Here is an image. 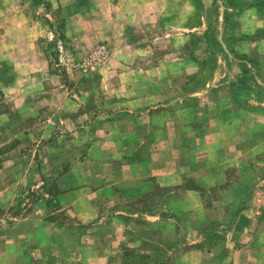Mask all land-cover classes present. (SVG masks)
<instances>
[{
  "label": "crops",
  "instance_id": "1",
  "mask_svg": "<svg viewBox=\"0 0 264 264\" xmlns=\"http://www.w3.org/2000/svg\"><path fill=\"white\" fill-rule=\"evenodd\" d=\"M211 1L213 4L209 0H0L4 14L2 27L16 25L24 31V35L12 40L24 45L21 51L24 54L28 52L25 45L38 48L41 37L45 36L42 16L53 20L57 12H70L68 18L64 15L61 21L68 37L74 35L75 39L82 37L86 41L97 39L110 48V65L115 67L112 73L116 82L106 84L108 90L104 92H115L116 95L111 101L102 100L103 103L90 100L92 108L88 118L70 116L67 119L74 124L81 120L93 125L95 137L82 159H94L98 164L97 167H81L78 174L82 176L81 186L72 184L65 187L64 194L55 199L58 204L68 205L59 209L65 211L61 221L70 215H77L80 219L75 221L81 228V251L84 253L80 263L73 264H85L83 257L88 264L94 260L97 264H249L255 257L258 264H264V254L254 251L257 246L264 252V239L257 243L254 237L261 230L260 223L258 228H254L249 219L247 228L240 231L235 222V226L219 228L217 211L212 205L216 201L203 195V189L214 183L203 179H216L215 172L221 168L217 164L206 166L198 163L204 156L224 159L225 156L241 155L250 158L258 149H221L214 141L211 142L214 147H193V153L191 147L183 150L182 141L186 138L203 145L197 131L203 123L207 127L208 124H224L225 121L217 116L202 119L201 112L187 103L189 96L220 91L219 84L214 81L221 74L216 72L209 78V81L213 80L210 88L203 86L189 90L187 78L184 85H178L177 91L175 87L167 91L168 86L158 82L163 73L159 72L162 77L154 82L153 78L148 82L139 81L141 76L146 79L150 75L155 68L153 65L145 69L134 67L139 62L145 64V61L166 59L171 52L161 51L162 43L172 45L181 60L196 52L195 46L204 48V51L208 49L211 61L223 58L225 66L229 61L227 58L232 61L235 75L233 91L237 101L243 107H264V38L261 34L264 23L258 22L264 21V0ZM220 1L224 5L223 11L233 14L225 16L226 29L234 18L236 20L244 13L242 24L257 30L252 35H241L243 51L236 53L241 57L234 60V49L228 43L236 39L230 40V35L222 41L226 46L224 56L218 52V21L212 16L216 3ZM10 10L17 11L12 16L17 15L19 21L7 17ZM30 12L38 13L37 19L27 18ZM152 29H161V35L160 32L149 35ZM174 29H177V35H171ZM186 29L205 34L199 37L185 35ZM182 36L191 39L186 44L188 47L184 45ZM21 57L26 59L25 55ZM126 62L131 66H126ZM182 64L184 68L189 66ZM210 66L211 69L215 65ZM123 68H131V71H123ZM144 71H148V75L141 73ZM172 92L177 94L172 97ZM105 107L109 109L105 110ZM187 110L193 115L186 114ZM252 123L264 124V116L254 115ZM189 129L192 135H189ZM154 141L159 142L154 144ZM153 145H158V149H152ZM175 147H178V157ZM95 148L99 150L95 151ZM155 150L161 157L155 156ZM182 150L183 156L186 154L192 158L191 166L182 161ZM87 172L90 177L86 178ZM259 202L261 208L257 207ZM246 204L248 206L240 210L239 219L245 221L256 210L259 219L262 218L264 195H258ZM65 225L68 227L67 223ZM244 235L247 236L245 241L240 238ZM65 237L67 243L74 242L72 234L67 233ZM206 239L210 240L208 248H205ZM218 239L223 241L219 249L214 245ZM237 240L244 243L236 244Z\"/></svg>",
  "mask_w": 264,
  "mask_h": 264
},
{
  "label": "rangeland",
  "instance_id": "2",
  "mask_svg": "<svg viewBox=\"0 0 264 264\" xmlns=\"http://www.w3.org/2000/svg\"><path fill=\"white\" fill-rule=\"evenodd\" d=\"M209 2L213 4L211 0ZM216 6L212 17L218 21L220 41L218 52H222L221 55L224 56L226 46L222 41L230 35V40L236 39L235 42L228 43L229 47L234 49L235 56L232 59H237L241 54L236 53L243 51L241 35H252L256 29L242 24L244 13L236 17V20L234 18L226 29L225 16L233 14L230 11L227 13L223 11L224 5L221 1L216 3ZM10 11L11 15L7 12V17L19 21L17 15L12 16L17 14V11ZM69 14L70 12H57L56 19L53 20L42 16L46 29L45 36L41 37L38 48L25 45L28 52L24 54L21 52L24 45L12 42L14 39L17 40L18 36L24 35L23 29L16 25L10 28L2 27L1 19L4 18V14L0 6V264H73L80 263L84 253L81 251L83 249L81 228L75 221L80 219L77 215H70L61 221L63 220L61 218L65 217L63 216L65 211L59 209L68 205L58 204L55 199L64 194L65 187L72 184L81 186L82 176H78L81 167L84 165L97 167L96 160L82 159L85 152H88L87 146L95 137V129L93 125L81 120L74 124L71 120L67 122V119L70 116L90 117L89 110L92 108L90 100L100 103H103L102 100L111 101L116 95L115 92L104 91L108 90L106 84L116 81L112 73L115 67L110 65V57L103 65L95 68L86 69L82 66L83 57L100 42L97 39L86 41L82 37L75 39L71 34L69 36L72 37H68L67 30L61 26V21L64 15L68 18ZM37 16L39 14L36 12L27 13V18L32 20L37 19ZM175 30L177 29H174L171 35H177ZM262 30L264 38V29ZM161 31L152 29L149 35L159 32L161 35ZM188 34L199 37L205 32H189L186 29L185 35ZM182 37L185 39L184 45L191 42L189 37ZM171 46L166 43L160 45L161 51L171 52L166 59L145 61V64L139 62L134 66L137 69H145L151 65L155 67L150 75L148 71L141 72L148 76L146 79L141 76L139 81L148 82L149 78H153L154 82L163 76L158 82L167 85V91L170 87H175L177 91L178 85H184L185 80L189 78L191 90L203 86L212 87L213 80L209 81V78L216 72L221 74L217 76V81H214L219 84L220 91L189 96L187 103L193 105L195 111L201 112L199 115L202 119L217 116L225 122L212 126L208 124V127L203 123L197 130L201 134L200 142L203 145L186 138L182 141L183 150L191 147L193 153V147L202 149L214 147L215 145L211 143L214 141L216 147L221 149H258L250 158L249 156L243 158L241 155L233 156L234 158L225 156L224 159L204 156L198 163L206 166L217 164L221 168L219 172H215L216 179L211 181L210 177L203 179L204 182L214 183L203 189V195L216 201L212 205H215L213 209L217 211L219 228L235 226L236 224H233L235 222L238 223L240 231L247 228L251 219L252 227L258 228V223L261 225L259 234L254 235L256 242L263 241L264 214L259 219L256 210V213L247 217L245 221L239 219V214L240 210L248 206L246 204L248 201H253L258 195H264V124L252 123L254 115L264 116V107L259 108L258 105L243 107L237 101L233 91L234 67H231L233 63L230 58H227L229 61L225 66L223 63L225 59L218 57L211 61L208 49L204 51V48L195 46L196 52L188 54V58L182 57L181 60L176 49ZM24 55L26 59L21 57ZM193 57H197L198 60H190ZM262 59L264 63V57ZM182 62L189 66L184 68ZM210 65L215 66L210 69ZM126 66L130 67L131 64L127 63ZM122 70L129 72L131 68ZM153 72L158 74L152 75ZM262 73L264 74V67ZM176 94L177 92H172L170 96ZM107 109L109 108L105 107V110ZM185 113L188 114L189 110ZM189 115L193 114L190 112ZM241 118L242 121L239 122ZM188 133L192 135V130L189 129ZM157 147L158 145H153L152 149H158ZM175 148L178 157V147ZM183 150L180 154L183 157L182 161L191 163L192 158L187 157L185 153L183 156ZM259 155L261 158H258ZM155 156L161 157L156 150ZM215 170H218L216 166ZM87 177H90L88 172ZM191 179L193 180L192 177ZM177 181L178 178L175 177V182ZM260 205L259 202L257 207ZM67 233L75 237L72 244L66 242ZM237 235L239 237V234ZM246 235L240 238L245 241L248 236ZM207 239L205 248L210 245V240ZM241 243L244 242H236ZM214 245L219 249L223 241L218 239ZM254 251L260 255L264 254L263 249L257 246ZM83 259L85 264H88L87 259L85 257ZM257 260L256 257L250 259L249 264H258ZM95 262L97 261H90L89 264H97Z\"/></svg>",
  "mask_w": 264,
  "mask_h": 264
},
{
  "label": "built area",
  "instance_id": "3",
  "mask_svg": "<svg viewBox=\"0 0 264 264\" xmlns=\"http://www.w3.org/2000/svg\"><path fill=\"white\" fill-rule=\"evenodd\" d=\"M109 54L110 51L107 44L100 43L83 57L81 64L86 69L95 68L98 65L101 66L108 60Z\"/></svg>",
  "mask_w": 264,
  "mask_h": 264
}]
</instances>
